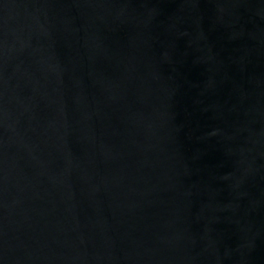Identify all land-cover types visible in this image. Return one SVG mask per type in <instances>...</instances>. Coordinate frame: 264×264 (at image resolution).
Listing matches in <instances>:
<instances>
[{
    "label": "water",
    "instance_id": "obj_1",
    "mask_svg": "<svg viewBox=\"0 0 264 264\" xmlns=\"http://www.w3.org/2000/svg\"><path fill=\"white\" fill-rule=\"evenodd\" d=\"M0 264H264V0H0Z\"/></svg>",
    "mask_w": 264,
    "mask_h": 264
}]
</instances>
